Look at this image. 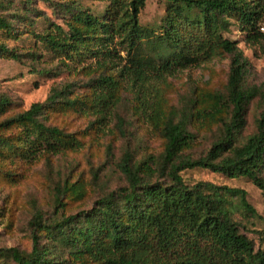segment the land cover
<instances>
[{"label": "trees", "instance_id": "obj_1", "mask_svg": "<svg viewBox=\"0 0 264 264\" xmlns=\"http://www.w3.org/2000/svg\"><path fill=\"white\" fill-rule=\"evenodd\" d=\"M102 1L107 7L100 17L74 0L59 2L62 25L35 33L29 30L32 18L39 16L32 8L33 0L19 1L20 8L12 13H8L12 1L0 0V33L6 40L30 32L34 43L45 45L55 58L74 62L108 53L114 36H120L128 54L144 45L147 62L157 63L164 71L192 61L197 46L214 43L232 57L226 98L220 93L203 94L176 121L173 112H156L153 125L164 140L160 157L135 162L130 152H124L118 169L126 187L101 196L91 209L76 214L47 220L36 212L29 222L30 251L0 250V259L15 264H264V250H255L231 217L232 200L238 201L245 214L256 216L246 192L208 182L189 185L181 176L185 170L206 169L232 179L246 178L264 191V112L257 132L234 146L253 92L242 86L246 59L234 42L222 37L229 19H234L246 39L252 40L264 16V3L161 0L167 7L160 32L155 34L142 30L138 22L146 0ZM24 57L38 59L35 51L21 53L0 42V58L21 61ZM103 83L115 84L110 76L100 75L87 86L90 93L75 92L74 84L52 88L43 102L9 116L12 104L0 96V170L10 167L3 175L9 177L17 162L29 163L40 153L55 155L77 147L75 134L51 124L50 119L55 113L69 111L99 113L102 103H95L93 90ZM118 99L114 95L115 103ZM198 100L206 105L197 106ZM200 114L209 121H220L222 135L204 157L192 159L182 154L194 139L187 123ZM84 195L82 183L66 179L54 189L53 215L66 206L67 199Z\"/></svg>", "mask_w": 264, "mask_h": 264}, {"label": "rangeland", "instance_id": "obj_2", "mask_svg": "<svg viewBox=\"0 0 264 264\" xmlns=\"http://www.w3.org/2000/svg\"><path fill=\"white\" fill-rule=\"evenodd\" d=\"M10 1L13 7L8 13L20 8L21 0ZM65 1L68 0H33L32 8L39 16L31 17L33 26L29 30L45 33L53 25L61 26L57 5ZM74 1L99 17L107 7L102 0ZM166 7L164 1L146 0L138 16L141 29L158 34ZM18 27L21 29L22 25L18 24ZM254 32L253 39L248 41L234 19H229L227 29L222 32V37L234 42L246 59L242 86L253 92L245 106L244 125L234 146L242 145L257 132L264 112V16ZM121 38L114 36L108 53L74 62L55 58L45 45L34 43L30 32L6 40L0 33V42L5 41L9 48H16L21 53L35 51L38 57L35 60L24 57L21 61L0 58V96L7 97L12 104L6 116L26 110L33 103L43 102L52 88L74 84L75 92L90 93L87 86L100 75L110 76L115 83H103L94 88L95 103H102L99 113L69 111L51 117V124L75 134L79 142L77 147L55 155L40 153L29 163L17 162L9 177L3 173L10 167L0 170V250L30 251L32 229L29 222L36 212L47 220L76 214L91 209L101 196L126 187L118 169L124 152H130L135 162L160 157L164 140L153 125L156 112L165 115L173 112L176 121L179 114L188 111L191 103L203 94L220 93L226 98L232 57L221 52L214 43L197 46L192 61L164 71L157 63L147 62L144 45L137 52L128 54ZM114 95L119 96L116 103ZM198 101L197 106L206 105ZM187 130L194 139L182 154L192 159L204 157L222 135L220 121H209L203 114L188 119ZM30 146L34 145L31 143ZM227 154L225 152L222 156ZM181 176L189 185L208 182L245 191L246 200L256 211V216H248L240 209L238 201L232 200L231 217L240 225L239 232L252 241L254 249L264 250V191L246 178L232 179L206 169L185 170ZM262 177L264 179V171ZM66 179L70 183H82L85 195L81 199H67L66 206L53 215L54 189ZM0 264L15 263L0 259Z\"/></svg>", "mask_w": 264, "mask_h": 264}]
</instances>
